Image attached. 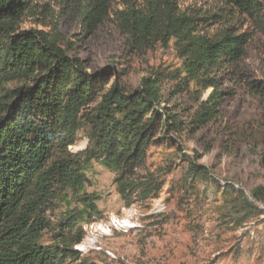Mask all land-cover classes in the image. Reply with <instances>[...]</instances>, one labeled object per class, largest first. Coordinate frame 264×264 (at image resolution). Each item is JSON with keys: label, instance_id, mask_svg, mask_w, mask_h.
<instances>
[{"label": "trees", "instance_id": "obj_1", "mask_svg": "<svg viewBox=\"0 0 264 264\" xmlns=\"http://www.w3.org/2000/svg\"><path fill=\"white\" fill-rule=\"evenodd\" d=\"M114 1L0 0V264H97L76 249L85 226L103 217L99 194L86 189L93 162L114 174L128 207L162 192L178 164L153 169L151 152L173 149L188 196L212 172L187 153L185 139L218 123L239 89L264 104V81L242 65L252 35L231 17L248 18L264 35V0H217L224 14L176 0H122L116 9ZM52 5L87 35L111 23L126 59L172 46L180 64L152 69L136 89L112 66L89 71ZM35 15L43 28L24 29ZM81 134L87 147L71 151ZM226 202L225 224L242 227L264 216V187Z\"/></svg>", "mask_w": 264, "mask_h": 264}, {"label": "rangeland", "instance_id": "obj_2", "mask_svg": "<svg viewBox=\"0 0 264 264\" xmlns=\"http://www.w3.org/2000/svg\"><path fill=\"white\" fill-rule=\"evenodd\" d=\"M176 1L182 8H196L205 14L225 13V7L217 0ZM121 5L122 0L113 2L115 9ZM52 6L60 12V30L75 41L74 55L89 71L112 66L124 74L128 88L136 89L152 69L180 64L172 46L126 59L125 38L111 23L87 35L69 11ZM231 17L238 28L244 27L243 31L252 35L243 67L254 78L264 81L262 31L246 17ZM41 19V15L28 16L22 26L42 29ZM87 145V138L81 134L70 150L81 151ZM183 145L194 160L212 172L188 196L182 189V163L173 149L156 147L151 152L149 166L153 165V169L174 160L178 164L177 170L167 177L162 192L145 203L128 207L116 192L114 174L100 163H92L86 189L99 194L97 205L103 217L85 226V239L76 248L84 257L97 264H264V216L242 227L227 225L223 219L229 198L233 200L241 191L250 195L253 189L264 187L263 102L239 89L236 97L224 104L218 123L193 139H185ZM193 150L200 158L195 157ZM239 247L242 252L237 258Z\"/></svg>", "mask_w": 264, "mask_h": 264}, {"label": "bare ground", "instance_id": "obj_3", "mask_svg": "<svg viewBox=\"0 0 264 264\" xmlns=\"http://www.w3.org/2000/svg\"><path fill=\"white\" fill-rule=\"evenodd\" d=\"M120 223V222H119ZM77 248V247H76ZM80 250V249H79Z\"/></svg>", "mask_w": 264, "mask_h": 264}]
</instances>
